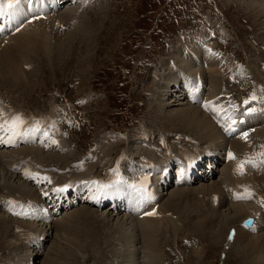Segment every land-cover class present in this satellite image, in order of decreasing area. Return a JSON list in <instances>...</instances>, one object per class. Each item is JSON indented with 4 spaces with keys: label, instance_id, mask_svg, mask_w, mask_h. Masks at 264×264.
Returning <instances> with one entry per match:
<instances>
[{
    "label": "rangeland",
    "instance_id": "374dc122",
    "mask_svg": "<svg viewBox=\"0 0 264 264\" xmlns=\"http://www.w3.org/2000/svg\"><path fill=\"white\" fill-rule=\"evenodd\" d=\"M262 1L263 0H258L259 3ZM250 3L251 2H247V0H87V2L81 6L80 10L76 11L75 15H79L80 12L79 18L86 17V21L89 20L88 23L90 26L88 25V27L94 32V39H92V42L88 44L85 34L79 35L80 37L72 36L70 40L67 41L69 38V33H67V38H63L59 43L57 42L52 49H47V51L50 50L49 53L46 52L42 45L37 49L32 47L31 53L29 52L26 54L27 63L29 64H27V66H29L28 70H31V66L35 65L34 69L27 72L33 75L28 83L29 85L25 83V77H23L24 79L21 77L23 80L18 83V86H16L11 79H8L9 76H7V79L1 78L0 95L3 97H0V100H6L5 98L10 95L12 101H6L10 103L12 108L22 109L19 111L26 117L34 113L35 117H39L44 122H57L58 128L56 134L62 137L65 147L64 150H67V152H49L50 156L52 155L54 158L52 159L51 157L52 162L44 163L46 168L41 169L45 171V174H51L53 171L52 167H56V173L53 174H58L59 180L71 176L66 179L67 183H71L73 178H76L74 184L76 187H79L78 189L81 190L80 194L82 196H85L86 192L90 193V188L86 185L87 181L92 182V180L111 178L117 172H127L130 168L120 170L118 169V165L128 157L134 158L133 162L135 164L138 161L144 160L142 154L141 156H130L127 153L128 151L129 154L137 152L141 146H151L152 155H159L166 161L170 160L173 155H169L166 150L156 152L154 147L163 146L166 149V144L170 142L172 144L169 148H172L173 151L176 149L179 152L178 155L187 154L189 157L194 155L198 156L196 153L199 150L198 140L189 137L195 142H191L190 145H187L184 139L180 143L177 142L176 146V142L172 140H174V137L180 138L179 131L183 128L176 126L169 118L164 121L156 117L155 110L153 109L157 101L153 94L156 90L157 82L160 84L162 80L156 71L157 69L161 70L162 63L166 59H170V54L181 63L182 69V57L178 59V56H176L179 54V51L175 46L182 40H193L194 37L204 38L210 43V46H214L215 43L217 44V46L214 47L218 49L217 52L220 55L235 60V65L240 72L241 79L245 82V84H243L240 79H234L237 85L235 86L234 84H230V79L229 83H225L227 87L224 90L227 91L228 89V96L231 99V103L236 107H240L242 104L259 103L260 100L263 99L262 92L264 91V35H262V28L257 25V21L253 18L254 15L249 9ZM92 6L95 10H97L96 6L99 7V12L93 11V13H91L90 7ZM68 7L71 8V5H68ZM74 10L75 9H72V11ZM65 11L66 9H63L62 12H59L60 15L56 14V17H61V14L63 15ZM72 17L75 16L73 15ZM77 22L78 20L76 18L69 22V25ZM65 23V26H67L68 23ZM73 29L72 27L71 30ZM48 41L49 40L46 42L48 43ZM228 64L234 63L228 60ZM174 69L175 65H171L170 68L168 66L164 75L172 77L175 72ZM24 72L26 71L23 70V73ZM161 72H164L163 68ZM256 77L257 79H255ZM221 80L222 78H220V81ZM256 80L259 82H256ZM2 81H4V83H2ZM172 88L173 87H171V89ZM16 92H18V94H15ZM221 96H219V98H221ZM253 96H255L254 100L252 99ZM171 98L172 97L168 98L167 101H170ZM227 107L228 105H224L222 110ZM176 108L179 107H170V110H179ZM120 128L126 133L117 131ZM74 139L77 141V144ZM231 141L232 140H230V144ZM66 142L67 144H65ZM139 143H143L144 145ZM61 146V148H63V142ZM88 146H90L89 149H87ZM188 147L192 148L184 151ZM19 151L20 150H16L13 151V153H6L10 154L7 156H11L15 160L16 157L21 158ZM0 155L6 158L4 153ZM13 155L17 156L14 158ZM43 157L48 159L47 155ZM22 162L23 168L26 161L24 160L21 161V163ZM69 163L72 164L68 165ZM54 164H61L63 168L69 169L66 172L68 175L61 174V172L58 173L63 168L60 169V167ZM131 165L132 162L130 163V166ZM137 165L139 166L138 163ZM253 165L255 164H251L249 167L252 176L257 175V171L260 170L256 165ZM225 168H223L220 178L217 180V182L219 181L217 184L219 187L222 177L228 174ZM114 169H116V171H114ZM261 174H258L256 177L253 176V181L255 182L263 179L264 175ZM19 179L21 180L20 177ZM3 181H6V179H3L1 182L3 183ZM7 181L4 183L10 182ZM18 181L14 180L10 183L18 187V185L20 186L21 184L19 181L20 184L17 185ZM205 183L209 185L213 184V181L207 180L202 183L197 181L193 185L186 184L188 186L174 187V189L164 193V197L160 202L162 204L166 202L167 204H165L167 206L168 202L177 199V191L179 194H183L187 189L193 191L195 187L194 190L198 189L194 194L191 192L190 195L193 194V196L190 197L191 201H196L194 199L198 193L199 194L196 196L197 201L201 202L205 197L203 201L207 202V206L215 209V211L216 209L218 210L216 211L217 222L222 221V219L226 217V214L227 217L233 216L232 211L234 207L231 205L234 204V202L230 201L228 196L226 198L217 199L212 197L208 192H205L208 194L201 193L203 191V189H201L202 187L208 189V185L205 187ZM34 190H37V188L35 187ZM173 190L175 193L172 192ZM198 190H201V192ZM126 194L125 204L128 205L130 202V195L128 191ZM6 196L10 199L14 197L13 194L1 192L0 188V200ZM198 196H200V198ZM181 197L178 196V199L181 200ZM207 197H210V199L212 198L211 201ZM259 197L263 196L256 195L252 200H248L246 204L243 205L247 208H251L253 206L250 204L256 203V199ZM72 200H76V197ZM211 203L212 205L216 203L213 205L216 208H213ZM1 206L0 202V209ZM3 207L4 206H2L0 210V221L3 220L6 222L1 221L2 224L0 222V264H28L29 257L26 252H28L29 247L27 245L30 243L34 246L38 234L31 226L26 224V221H21L22 219L19 220V218L17 219L4 213L3 210L7 207ZM73 207H71L72 210L69 215L76 212L80 213V211L86 208V210L92 213H99V216L104 215L105 217V215L107 216L108 214V211L105 212L104 209L100 210L94 207H88L82 204V202L75 204ZM170 208L174 211L173 215L178 217L177 223L175 222L174 225L170 226V229L172 230V228L175 227V231H179V233L170 230V241H167V245H162L160 240L162 241L166 235V231H163L164 229L162 230V235H158V249L155 247L156 255L152 253L150 256L158 260V262L155 261L154 264H159V261L161 262L160 264L163 263L162 256L159 254L163 248L165 251L164 259L170 264H184L187 262V257L191 256V252H198L201 256L207 253L205 255V260H201L202 258H200L195 260L193 264H243L238 254L242 253L241 251L246 248L244 243L237 247L238 252L236 249L233 253L231 252V254H228L232 247L227 249V240L224 241L222 247L213 246L206 235H203L202 232H204V230L200 232L202 233L201 236L195 237L199 233L194 231L193 224L200 222L202 220L201 218H197L193 212H191L192 214L189 212V216H185V218L182 219L173 206L168 207L169 210H171ZM251 209H254V207ZM207 211V215L213 213L211 210ZM111 213L114 216L110 217V219L108 218L109 220L107 222L108 224L110 223V227L114 220V222H116L114 225L126 222L127 218L125 217H128L127 214L135 216L129 212L124 213L121 210L111 211ZM117 213L120 214L117 216ZM81 215L82 214L78 213L73 214V217L64 215L59 217L58 221H68L72 218L74 219L75 216L76 220L80 217L79 220L82 221L83 218ZM135 217L136 219L138 218L137 216ZM191 218L192 220L189 221ZM73 219L70 220V222L68 221L71 225L74 222V225H72L70 229L71 231H74L78 227L79 230L77 229V234L80 236L81 234L79 233L81 229L82 232L84 229L86 230L87 235H84L80 242L87 248V251L95 245L98 247V250L101 248V251L104 253L108 252L107 258L104 257L103 259L102 256L99 257L100 254L94 251L95 249L97 250V248H92L94 253L91 252L90 256L87 252L81 254L80 259L82 256H84V259H82L83 261L79 259V262L76 264H80L81 261V264H114V262L117 264L116 260H118V256L115 258V255L109 254L114 253V249L117 251V246L114 242L115 239H118L117 235H115L114 232L112 234V231L108 229L104 231L106 226H102L98 223V227V225L94 224L95 219L92 216L91 219L93 222L89 221L87 227L84 224L81 225V221ZM184 221L187 222L185 223ZM239 221L237 220V222L234 223L236 226L232 223L234 229L240 228L242 219L240 222ZM17 222L22 223L18 224ZM130 222V220L127 221L128 228ZM180 222L183 225L180 224ZM31 223L34 224L37 222ZM135 223L133 234H135L140 227L138 222ZM39 224L38 226H42ZM185 225L188 229L186 227L185 231H182L183 228L179 226L185 227ZM45 226L50 227L51 225ZM67 229L69 228H65L64 230L67 231ZM89 230H91L90 234L87 232ZM207 231L205 230V232ZM209 233L210 231L206 233L207 236ZM77 234L76 236H78ZM102 235L104 239H101ZM86 237L89 238L86 240ZM56 238L57 240H55L54 232H51L47 243L45 241L46 247H41V249L43 248L44 250L38 251L39 249L36 250L35 247H32L35 249L34 251H37V256L39 257V261H35V264H45L44 260L48 261L49 257H51L50 254H58V252L67 249V247H63L62 250H57L55 248L57 243L65 245L66 240L70 241V239H68V237L65 239L64 233H57ZM30 241L33 242L31 243ZM201 245L204 247H202L200 251L199 247ZM241 247L242 250H240ZM54 250L55 252H53ZM67 254L72 257L74 251L71 252L68 250ZM179 257H181V260ZM51 259L52 257L50 260ZM71 259H73V257ZM189 260H191L190 257ZM139 261L140 264L145 263V257L143 259L141 258Z\"/></svg>",
    "mask_w": 264,
    "mask_h": 264
},
{
    "label": "bare ground",
    "instance_id": "6f19581e",
    "mask_svg": "<svg viewBox=\"0 0 264 264\" xmlns=\"http://www.w3.org/2000/svg\"><path fill=\"white\" fill-rule=\"evenodd\" d=\"M70 1L73 2V0H44V2L41 3V6H43V5H45L47 7L53 6V8H56L57 6L64 4V3L66 4L67 2H70ZM75 1L77 2L75 4L67 3V5L71 4V8L66 7V6L62 7L63 9H66V11L63 15L61 14V17H56L57 16L56 14H59V12L61 11L60 10L59 12L51 15L47 21H38V22H35L32 24H31V20L34 17H33V15H30V12L28 10L33 9V8L39 9L38 6L35 7L34 3H30L28 0H22V3H21L22 9L19 7L14 8V10H13L14 17H19V19L21 20V18H22L21 15L25 14L26 12H27V15L29 17H27V19L25 20V21H27L26 24H22L19 21L18 27H17V33H15L14 35L8 36L7 38L0 41V47H1L0 48V79L1 78L7 79V76H9L8 79L9 80L11 79V81H13L16 86H18L19 85L18 83L22 82V80L24 79L23 77H25V83L28 84L29 81L31 80V77H33V75L31 73L28 74L27 72H30L32 69L35 68V65H33V66H31L32 69L28 70L29 66H27L28 60L26 58L27 57L26 54H28L31 51L32 47H35V49H37L40 45H42L44 47V49L46 50V52L49 53L50 50L47 51V49L48 48L52 49V47H55L57 42L59 43L63 40V38H67V36H66L67 33H69V38L67 39V41H69L72 36L80 37L81 35L85 34L87 37V40H88V44H90L92 42V39H94L93 38L94 32H92L88 27V25L90 26V24L88 23L89 20L86 21V17L79 18L80 12H79V15L78 14L75 15L76 11H79L81 6H83L85 4V2H87V0H75ZM247 2H251L249 4V9L251 10L252 14L254 15L253 18L256 19L255 21H257V25H259L262 28V30H263L262 35H264V0L260 3L258 2V0H247ZM90 8H91V13H93V11L99 12V7H97V6H96L97 10H95V8H93V6ZM72 9H75V10L72 11ZM73 15L75 17H72ZM48 17H49V15H48ZM76 18H77L78 22L69 25L70 24L69 22H71L72 20H75ZM16 22H18L17 19H16ZM65 22L68 23L67 26H65L66 25ZM259 26H258V28L260 29ZM72 27L74 28L73 30H71ZM47 40H49L48 43L46 42ZM193 40H195V41H193ZM193 40H182V41H180L179 44H177L175 46L177 48V50L179 51V54H177L176 56H178V59H181V57H182V63H183L182 69H181V63H179L176 60V58L172 54H170V59H166L161 65L162 66L161 70L163 68L164 72H161V70H159V69H157V71H156V73L159 75V77L162 78V80L160 81V84L158 82H157V84L155 83L156 84V88H155L156 90L153 94L155 100L157 101V104L155 105V107L153 109V110H155L156 117L160 118L161 120H164V121H166L167 118H169L173 121L174 124H176V126H180L183 128L182 130L180 129L181 131H179L180 138L177 137L180 140V142L185 139V142H187L185 144L190 145L191 142H193V143L195 142L194 140H192L190 138H195L196 140H198L197 143L199 146V150L197 149L198 151L196 152L198 154V156H200V157L202 155L207 156V154L209 155V157L213 156V159H212L213 162L211 160L209 162L208 167H204L202 169H199L200 170L199 177L201 179H204L206 176H211V174H213L215 176V170H214L215 165L221 156L220 153H221L222 149L230 147L234 151L235 159H231L229 164L225 168V170H227V168H229L228 170H232L234 172L232 174L228 173L229 176L227 174L224 177H222V181L220 182V187L217 185L219 183V181L217 182V180H219V179L211 180V181H213V184L208 185L205 183V187H206V185H208V189H205L204 187H202L203 186V184H202L201 189H203V191L201 192V190L200 191L198 190L199 192L204 193V194L209 193L212 197H215L217 199L226 198L227 197V192H226L227 188L235 185V188L240 187V190L254 191V195L251 196V198L248 200H252L253 197L256 195L263 196V197H259L258 199H256V203L261 202L264 205V177L262 176L263 179L257 180L255 182L253 181L254 179H252L253 176L256 177L258 174L262 173L261 175H264V167L259 166L260 170L257 171L258 174L250 176V177H247L248 176L247 174L242 175V174H240L239 171L238 172L236 171V170H238V165L242 163V161H241L242 157L245 156L250 160L251 156L256 155V151L263 152L261 150H264V126L257 127V121L262 116L258 114L256 108H253L254 113L250 114V122H251L250 127H253V126L257 127V131L255 133H252L251 135L248 134L247 139H244L241 137H237L235 139H232L231 144H230V141L225 138L223 130L220 129L219 126L216 125L215 120L217 118L222 122V112L223 111H226L227 113H231V114H233V113L237 114L240 112V110H242V107L244 106V104H242L240 107H236L234 104L231 103V99L228 96V92H229L228 89H227V91L224 90L227 87L225 85V83L226 82L229 83L230 79H231L230 84H234L235 86H237V85H236L234 79H238V80L240 79L243 84H245V82L241 79L240 72L235 65V60H231L227 57L220 55L217 52L218 49H215V47L217 46L216 43L214 44V46H215L214 47L213 45L210 46V43L208 41H206L204 38L202 39V38L194 37ZM205 44H207V45H205ZM28 58H29V56H28ZM165 58H167V57H165ZM228 60L234 64H228ZM175 61L178 63H176ZM82 63H85V62H82ZM171 65H175V69H174L175 72H174L172 77H168V76L164 75V73L168 69V66L170 68ZM23 70H25L26 72L23 73ZM21 75H23V76H21ZM199 75L204 77V80H205L207 87H208L205 90V95L207 97L206 99L209 102H211L210 101L211 99H214L216 101V104L207 105L205 107L200 106L202 108H199L197 105H194L193 103L190 102L189 97L187 95V92L185 91L184 88H185V85H186V87H188V81L189 80H190V85H191L192 84V78H197ZM220 78H222L221 81H220ZM255 79H257V77ZM256 82H259V81L256 80ZM2 83H4V81H2ZM230 84H229V86H230ZM171 87H173V88L171 89ZM15 94H18V92H16ZM219 96H221V98H219ZM0 97H3V96L0 95ZM170 97H172L171 100L167 101V99ZM190 98H193V96H190ZM5 99L8 100L9 102L12 101V98L10 97V95ZM194 101H195V98H194ZM18 102H20V101H18ZM165 103H168V104H165ZM224 105H228V107L226 109L222 110ZM175 106L179 107V108H176L179 110H174V109L170 110V107L174 108ZM255 106H258V105H255ZM16 109L22 110L19 108H16ZM244 109H246V107ZM29 116L31 118H35L34 113H31ZM244 118H246V115L244 116ZM252 120L255 122H253ZM262 124H264V122ZM177 128H179V127H177ZM180 133H182V134H180ZM171 137H172V134H171ZM172 141L175 142L174 140H172ZM61 142H62V140H61ZM180 142H178V143H180ZM65 144H67V142ZM171 144L172 143H170V142L167 143L165 150L167 151V153L169 155H173V157L179 156L178 155L179 152L176 149H174V151H173L172 148H169ZM151 148H152L151 146L144 145V146H141L137 152H132L129 154V151H128L127 153L130 156H137V155L141 156V154H142V157L144 160L148 159V158H150V159L153 158L151 160H160L163 163L167 162V164H170V165L172 163H174L173 157L170 160L166 161L159 155H152ZM189 148H192V147H188L184 151H187ZM61 149H63V148H61ZM154 150H155V147H154ZM193 153H195V152H193ZM14 154H16V153H14ZM188 154H190V153H188ZM7 155H10V154L4 153V156H6V158L1 157V155H0V188H1V192L3 191V192H5V194H13L14 197H12L11 199L8 198L7 196L4 197L2 200H0L1 205L4 207L7 205H11L12 211L15 214V217L14 216H12V217L17 218V219L19 218V220L22 219L21 221H23V220L26 221L25 217H27V216H38L39 214H43V213H41L40 206H39L44 201L43 197L40 195L38 189L34 190L35 187L33 185H30L31 183H33L30 179L26 178V180L28 181V183H27V181L24 180L23 177L21 176L20 171H21V168L23 165V162L21 163V161H24V160L26 161V158H29L35 164V166H33V168H32L33 171L45 174V171H42L41 168H43V169L46 168L44 166V163H51L52 159L54 157H52V155L50 156L49 152L44 153L43 151H41V149L35 148V147L27 148V149H24V148L21 149L19 151V155H21V158H17L16 157L17 155H13L14 158L15 157L17 158V159L15 158V160L13 159V157L7 156ZM44 155H47L48 159H45L43 157ZM18 157H20V156H18ZM51 157H52V159H51ZM133 160H134V158H131L130 162H132L133 166L135 168H137L138 165H137V163L135 164L133 162ZM198 160L199 159H194L192 161L193 165H195ZM222 160H223V158H222ZM255 162L257 164H259V160L257 158L255 159ZM71 164L72 163H69L68 165H71ZM38 165H42V167L41 166L38 167ZM54 165L60 167V169L63 168V165H61V164H54ZM245 165H247V164H245ZM51 167H52V165H51ZM9 168H10V170H9ZM5 169L8 171H6ZM49 169H50V167H49ZM52 169L54 171V172L52 171V173H56V170H55L56 167H52ZM64 169L65 168H63L62 170H64ZM60 172L61 171H59L58 173H60ZM236 173H238V174H236ZM61 174L68 175V173H61ZM19 177L21 178V180L23 179L22 180L23 182L19 179ZM3 179H6V181L8 180L7 182L19 180L21 184L19 183V181H18L17 185L20 184V186L18 185V187L16 185L11 184L10 182L5 184L4 182H6V181H3V183L1 182ZM186 186H188V185H186ZM171 189H174V187ZM194 189H195V187H194ZM194 189H193V191L190 189H187L185 191V193H183V194H179V192L177 191L176 194L178 193V196H180V197L182 196L181 200L178 199V196H177V199H174L173 201L168 202L167 206L168 207L173 206V208L176 210V212H178L180 214L179 217H181L182 219H184L185 216H189V212L190 213L193 212V214L197 218L202 219V220L199 219L201 221L200 222L197 221L198 222L197 224L196 223L193 224L194 225V227H193L194 231L199 233L195 237H199V235L201 236L203 233V235H206L207 239L209 240V242L213 246H221V247L224 245V241L227 240V249L232 247L231 251L228 252V254L229 253L231 254V252L233 253V251H236V249L238 252L237 247H239L240 244L244 243L246 245V248L243 246L245 249L242 250V247H241L240 250H242L241 251L242 253L238 254V256L241 257V259H242V263L243 264H264V212H262L261 215L259 216L258 222L255 226L256 229L252 230L251 232L242 228L241 223L244 221V219H246L253 212L252 211L253 209H251L252 207L247 208L245 205H243V203H240V202H234V204L231 205L234 207V210L232 211L233 216L227 217V214H226V217H224V219H222V221L217 222L216 221V217H217L216 211H218V210L216 209V211H215V209L208 207L207 202L203 201V199L205 197L202 199L201 202L197 201L196 196L199 194L198 193L194 199L196 201L195 202L191 201L190 197L193 196L194 193H196L195 191L198 188L196 190H194ZM62 192L66 193V191L64 189ZM172 192L175 193L174 190ZM191 192H193L192 195H190ZM205 192H208V193H205ZM164 193H166V192H164ZM56 195H57V199L55 200L56 204L53 206V209L55 208L54 210L59 211V209H61L62 207H65L64 205H66V202L64 204H61V202L63 203V200L65 199V197H67V195H65L63 197H62V193H56ZM169 195H171V194H169ZM86 196H88L87 192L85 193V196L80 195V197L82 199ZM201 196H202V194H201ZM25 197H27V198H25ZM55 197L56 196H54L53 198H55ZM163 197H164V195H163ZM198 197L200 198V196H198ZM207 198H209L210 201L212 199V198L210 199V197H207ZM172 199H173V197H172ZM161 201H162V199H161ZM210 201H209V203H210ZM105 202H106V199H105ZM165 203L162 204L161 202H159V200L156 202L151 200L148 203V208H146L145 211L143 212L142 219H138V218L136 219L135 216H133V215L130 216V214H127L128 217H125V218H127L126 222L114 225L116 223V222H114L115 220L114 221L111 220V221H113L111 227L109 225L110 223L109 224L107 223L108 220L110 219V217L114 216L111 213V211H117L118 210V209H114L112 207L114 205L113 202H111V205L109 206L113 210H109L108 208L104 209L105 212L108 211V214L104 213V214H107V216L105 215V217H104V215L99 216V213L98 214L92 213V212L86 210L87 209L86 208L85 210L80 211V213L76 212L78 214H82L81 215L83 218L82 221L79 220L80 217L79 218L77 217L78 218L77 220L75 219V217L77 215L74 217V219L76 221H78V220L81 221L80 224L81 225L84 224L87 227L89 225V221L93 222V220L91 219V216H92L95 219L94 224L98 225V223H99L102 226H106L104 231H106L108 229L109 231H112V234L114 232V234L117 235L118 239L114 240V242L117 246V251L114 249L113 250L114 253H109V254L115 255V258H116V256H118V258H117L118 260H116L117 264H140L139 260L141 258L143 259L144 257H145V263H143V264H154V262L155 261L158 262V260L157 259L155 260L154 257H150V256L152 255V253L155 254L156 249H158V235L159 234H160V236L162 235L161 234L162 230L164 229L163 231H166V235H165L164 239L162 241L160 240V243L162 245L166 244L167 241H170L171 231L175 232V233L176 232L179 233V231H175V229H176L175 227H173L172 230L170 229V226L174 225L175 222L177 223L178 217H175L173 215L174 211L171 208L170 209L172 211L169 210L168 207L166 206L167 203L166 204ZM209 203H208V205H209ZM212 203H214V202H212ZM212 203H211V205H212ZM97 204H99V203L97 202ZM215 204H213V205H215ZM156 205H158L159 207L157 208ZM2 206H1V209H2ZM228 207H230V206H228ZM213 208H216V207L213 206ZM230 208H232V207H230ZM230 208H229V210H230ZM71 210H72V208L68 209V210L65 209L64 211L62 210L59 212L56 211L57 215L55 217H53L55 219V221L53 223H50V224H45V225H51L50 227L45 226L44 224H39L42 226H38L37 223L33 224V223H28L26 221V224L31 226L32 229H34L36 231V233L38 234V238H36L37 240L34 243L35 245L33 246L30 243H28L29 245H27V246L29 248L26 246L28 248V252H26L27 256L29 257V263L28 264H35L37 261H39V257L37 256L38 253H37V251H34V250L39 249L38 251H40L43 249V248L41 249L42 246L46 247L45 241L47 243L48 239L50 238L51 232H54L55 240H57V238H56L57 233H64L65 239H67V237H68V239H70V241L66 240L65 245H63L62 243H57L55 249L62 250L63 247L64 248L67 247V249H64L62 252H58V254L57 253L56 254H53V253L50 254L52 259L50 260L51 257H49L48 261L44 260L45 264H76L77 262H79L81 254H85V252H87L90 256L91 252L94 253V251L97 252V254H100L99 257L102 256L103 259H104V257L107 258L108 252L104 253L103 251H101V248L98 250V247L93 245L92 248H97V250L95 249L93 251L92 248H90L87 251V248L85 246H83V244H81V242H80L81 238L84 237V235L86 236L87 233H86L85 229L83 232L81 229V231L79 233L81 235L79 236L77 234V232L79 230L78 227L75 230L72 229L74 231L70 230L72 228V225H74V222L72 225L69 222L73 218L68 220L69 222L64 221V220H60L62 222L58 221V218L61 216H64V215H68V217L69 216L73 217V214H76V213L69 215L71 213ZM207 210H211L213 213L207 215L206 214L208 212ZM96 212H98V211H96ZM120 213H117V216ZM124 213H128V212H124ZM150 213H153V214H150ZM178 213H176V214H178ZM186 214H188V215H186ZM124 216H126V215H124ZM191 216H193V215H191ZM223 216H225V215H223ZM228 216H229V212H228ZM111 219H113V218H111ZM122 219H123V217H122ZM122 219H121V221H122ZM186 219H187V217H186ZM193 219H194V217H193ZM241 219H242V221H241ZM129 220L131 222H130V224L128 223L129 224V228H128L127 221H129ZM190 220H192V218L189 219V221ZM237 220L241 221L240 228L236 227L237 229H234L233 228L234 226L232 225V223L233 224L236 223ZM1 221H3V220H1ZM45 221L49 222V219H46ZM83 221H84V223H83ZM3 222H6V221H3ZM13 222H14V220H13ZM67 222H68V225H67ZM135 222H138V225L140 227L137 229V232H135V234H133L134 229H135V224H136ZM184 222L186 223L187 221H184ZM17 223L20 224L22 222H20V223L17 222ZM1 224H2V222H1ZM180 224H182V223L180 222ZM75 226H76V224H75ZM98 227H99V225H98ZM179 227L183 228L182 231H185V228L187 226L185 225V227L184 226H179ZM65 228H69V229H67V231H66V230H64ZM83 228H84V226H83ZM187 229H188V227H187ZM202 230H204V232H202ZM205 230L210 231V233L208 234L209 237L206 234L209 231L205 232ZM87 232L90 234L91 230H89ZM192 232H193V230H192ZM200 232H202V233H200ZM178 233H177V235H178ZM76 234L78 236H76ZM25 237H26V235H25ZM30 237H31V235H30ZM88 238L86 237V240ZM101 239H104L103 235L101 236ZM153 243H154V245H153ZM201 244H202V241H201ZM116 246H115V248H116ZM32 247H35V249H33ZM155 247H156V249H155ZM194 247H195V245H194ZM202 247H204V246L201 245L199 247L200 251L202 250ZM68 250L71 252L74 251V254L72 255L73 259H71L72 257L67 254ZM53 252H55V250ZM164 252H165L164 248L159 252V254H161V256H162V261H163L162 264H170L169 262H166V259H164ZM224 253H222V254H224ZM206 254L207 253H205V255ZM67 255H68V257H67ZM205 255L201 256L198 252H191V256L187 257V262H185L184 264H193L195 262V260H198L200 258H202L201 260H205ZM21 257L24 258L23 256H21ZM28 257H27V259H28ZM189 257L191 258V260H189ZM179 258L181 260V257H179ZM82 259H84V256H82L80 260H82ZM25 260H26V258H25ZM82 261H81V263H82ZM141 262H143V261H141ZM160 263L161 262L159 261V264ZM114 264H115V262H114Z\"/></svg>",
    "mask_w": 264,
    "mask_h": 264
},
{
    "label": "snow or ice",
    "instance_id": "6c2138e0",
    "mask_svg": "<svg viewBox=\"0 0 264 264\" xmlns=\"http://www.w3.org/2000/svg\"><path fill=\"white\" fill-rule=\"evenodd\" d=\"M9 7H11V5H9ZM252 99L254 100V99H255V96H253ZM246 103H247V102H246ZM17 119H18L20 122H22V119H21V118H17ZM233 123H235V121H233ZM15 126H16V125H14V127H15ZM243 138H244V139H247L246 134H245V136H244ZM261 155H264V153H262ZM229 158H231V159H235V156H234L232 153H229ZM250 163H252V161H251V160H248V161H245V162H243V163H241V164L238 165V171L240 172V174H243L245 164H250ZM253 166H255V165H253ZM59 191H63V189H59ZM251 196H252V193H251L250 191H247V195H246V196H243V197L238 196L237 199H243V198H248V199H250ZM150 214H153V213H150Z\"/></svg>",
    "mask_w": 264,
    "mask_h": 264
}]
</instances>
